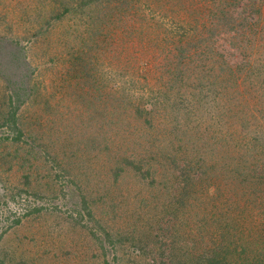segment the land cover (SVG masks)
Segmentation results:
<instances>
[{
    "label": "rangeland",
    "instance_id": "obj_1",
    "mask_svg": "<svg viewBox=\"0 0 264 264\" xmlns=\"http://www.w3.org/2000/svg\"><path fill=\"white\" fill-rule=\"evenodd\" d=\"M127 1L0 0V264H264V6Z\"/></svg>",
    "mask_w": 264,
    "mask_h": 264
},
{
    "label": "trees",
    "instance_id": "obj_2",
    "mask_svg": "<svg viewBox=\"0 0 264 264\" xmlns=\"http://www.w3.org/2000/svg\"><path fill=\"white\" fill-rule=\"evenodd\" d=\"M119 1L120 0H75L76 4L74 6H72V4L69 5L70 7L65 8L64 11L65 12L66 11L69 12V11H71L72 8L74 9V7H77V6L82 7V9L79 10V11H81V10L84 9L83 7L85 6V8H87L88 10H91L95 14L96 17H97V14H98L99 15L98 18L100 20L111 19L110 13H111V10L113 9L114 2H118L119 3ZM241 1L242 0H215L214 1V4L216 5V7L214 8L215 9V12L213 13V18L212 19H213V21H216V23H214L212 25V26H214V28H211L209 30V31H211V34H214L215 33L214 31L216 29L215 28L216 26H221V25L229 26V28H237V27L239 29H248L249 28V26L246 27V28H244L247 25L248 22H241L238 25H236V23L238 21H240V19H243V17L241 16V13L243 12L244 9H240V5H239V2H241ZM248 1L250 3L252 2V5H254L256 7V12H260V8L262 6H264V0H248ZM130 2H131V0H128L126 4L128 5ZM98 5H101V7H98ZM258 5H260V7ZM246 6H248V5H246ZM94 7L97 8V9L94 10L93 9ZM119 10H120V8H119ZM82 12H81V14H82ZM260 15H261V13H259L258 16L253 21L260 22V20L262 18V16H260ZM241 35H240V38L241 37L247 38L246 35H244V33L241 34ZM262 37H264V36H262ZM219 56H223V55H219ZM247 56H251V55H246V56L243 55L242 56L243 57L242 60H245V57H247ZM262 57H264V55H262ZM263 60H264V58H263ZM255 61L256 60H253V61H249L248 62L249 65H248V67L246 69V70H248V72L252 70V67H253L252 65H254ZM239 67H244V65L241 64ZM263 68H264V61L263 62L261 61V71H262ZM238 71H243V68L238 69ZM262 72H263V75L262 76H263V81H264V71H262ZM183 78L184 77L182 75L180 77V79H181V81H184L185 82V80H183ZM188 82H191V81H188ZM183 87L184 86L182 85V88ZM186 87L187 88L185 89V91H183V89H182L179 92V90H178L177 97L179 99H178L177 103H180L181 105H183L184 108H185L184 111L187 112V113H192L193 112V113H195L197 115H202L203 112L204 111H207L209 109V107H210V106H206V103L203 102V98L205 97L203 95L204 94L203 89L200 88L199 93L197 94L196 99H195L199 103V105H197L196 107H192V105L188 104L191 101V99L188 96V94H189V92H188V86L186 85ZM200 87H201V85H200ZM220 92H221V90L218 89V94ZM215 93H217V91ZM187 100H189V101L187 102ZM157 102L155 103L156 105H157ZM167 102H168V99L166 98L165 101H164V106L167 104ZM183 106H177L178 107L177 113L181 110V108ZM243 107H245V106H243ZM228 109L229 110H232L233 108L228 107L226 110H228ZM239 110H243V109H239ZM180 112H182V110ZM149 113H151V111H145L144 112L145 115L150 116ZM169 114L172 115V108L170 109ZM11 122L13 123L12 124L13 125V128L14 129H17V126L14 123V113L12 114ZM254 126H255L257 132L258 131L261 132V133H256L257 134V137L258 136H263L264 135V130H263L264 129V125H262V122H259L258 125L255 124ZM19 135H20V133H19ZM19 135H18V138H19ZM197 162L198 163H201V164L203 163L202 160H198ZM201 178L202 177L199 174L197 176L195 174V176H194L193 179H194V181H196L195 179H198L196 181V182H198V181L201 180ZM258 190L262 192V194H263L262 198L264 200V174H261V177H260L256 173V180H255V184H254V192L256 191L257 195L259 194L258 193ZM208 260H210L211 262H213L215 264H220L219 260L216 259L215 255L213 257L211 256L210 258H208ZM202 264H206V263L205 262H202Z\"/></svg>",
    "mask_w": 264,
    "mask_h": 264
}]
</instances>
